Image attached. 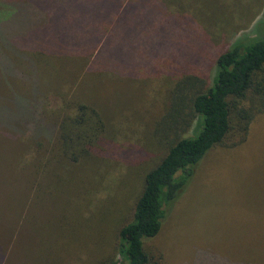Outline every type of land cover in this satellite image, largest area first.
Returning <instances> with one entry per match:
<instances>
[{"label": "trees", "instance_id": "1", "mask_svg": "<svg viewBox=\"0 0 264 264\" xmlns=\"http://www.w3.org/2000/svg\"><path fill=\"white\" fill-rule=\"evenodd\" d=\"M233 1L104 0L103 13L95 14L98 21L91 17L89 29L68 36L67 47L85 68L75 74L70 93L56 91L61 105L52 111L55 131L44 122L36 129L50 139L39 152L44 155L31 159L25 203L41 206L46 197L56 200L58 210L29 264L34 258V264H165L155 238L167 206L207 152L244 142L252 121L264 113V37L235 38L207 67L190 63L200 55H187L195 48L187 47L188 40L203 35L202 18H209L207 29L221 14L244 20L243 26L264 5L255 0L250 11L231 7ZM124 18H136L135 25L128 20L121 28ZM238 29L235 23L228 35ZM148 33L147 47L125 50L130 35ZM87 71L93 84L104 78L158 80L154 99L161 96L160 113L145 130V144L105 105L102 90L92 83L88 95L80 89ZM154 144L162 146L160 153ZM23 156L19 150L17 158ZM112 172L117 177L109 187ZM258 211L264 217V207ZM0 232L5 231L0 227ZM105 238L111 246L101 254ZM254 246L242 264H260Z\"/></svg>", "mask_w": 264, "mask_h": 264}, {"label": "rangeland", "instance_id": "2", "mask_svg": "<svg viewBox=\"0 0 264 264\" xmlns=\"http://www.w3.org/2000/svg\"><path fill=\"white\" fill-rule=\"evenodd\" d=\"M253 2L234 0L230 5L251 11ZM104 5V0H0V227L5 231L0 232V264H29L30 255L36 256L33 252L38 251L45 237L46 227L55 225L56 200L51 203L43 197L41 206L25 203L31 159L38 161L44 155L39 152L50 139V135H38L36 129L44 127V122L55 131L52 111L61 105L56 91L70 93L75 74L85 68L73 56L71 45L67 47V38L89 29L91 17L95 24V14L103 13ZM116 15L119 19L123 16ZM124 20L121 28L129 26L128 20L133 25L136 22V18ZM202 21L203 35L188 40L187 47L195 48L187 55H200L190 63H203L205 67L215 52L225 49L235 38L264 37V5L243 26L244 20L223 14L210 20L214 24L209 29V18ZM235 23L241 29L228 35ZM149 39L150 33L138 38L130 35L125 50L144 49ZM200 47L203 50L197 49ZM43 49L44 53L38 54ZM118 64L124 66L121 61ZM89 72L80 81L84 82L80 89L84 88L86 95L93 82L88 81ZM157 83L146 78H104L92 85L102 90L103 102L123 122L125 130L140 136L145 144V130L160 113L161 96L154 99ZM154 146L160 153L162 146ZM19 150L24 152L21 159L17 158ZM191 175L167 206L161 233L155 238L165 264H242L250 244L260 250L255 257L264 264V217L258 211L264 207V113L252 121L244 142L228 148L214 147ZM116 177L113 172L108 176L109 187ZM98 219L96 214L94 220ZM105 239L101 254L111 246L110 239ZM44 251L49 254L47 249Z\"/></svg>", "mask_w": 264, "mask_h": 264}]
</instances>
